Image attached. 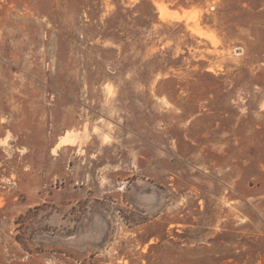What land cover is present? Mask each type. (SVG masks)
Wrapping results in <instances>:
<instances>
[{"label": "rangeland", "instance_id": "1", "mask_svg": "<svg viewBox=\"0 0 264 264\" xmlns=\"http://www.w3.org/2000/svg\"><path fill=\"white\" fill-rule=\"evenodd\" d=\"M0 264H264V0H0Z\"/></svg>", "mask_w": 264, "mask_h": 264}, {"label": "bare ground", "instance_id": "2", "mask_svg": "<svg viewBox=\"0 0 264 264\" xmlns=\"http://www.w3.org/2000/svg\"><path fill=\"white\" fill-rule=\"evenodd\" d=\"M72 138L73 137L71 136V134H66V136L62 137L60 143H66V142L72 141Z\"/></svg>", "mask_w": 264, "mask_h": 264}]
</instances>
